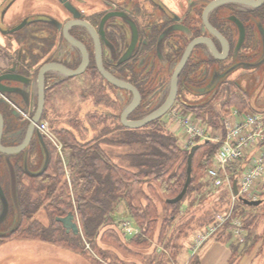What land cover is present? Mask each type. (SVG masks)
<instances>
[{
  "label": "trees",
  "instance_id": "1",
  "mask_svg": "<svg viewBox=\"0 0 264 264\" xmlns=\"http://www.w3.org/2000/svg\"><path fill=\"white\" fill-rule=\"evenodd\" d=\"M198 78L202 81L201 83L205 80L202 75H199L193 82L197 83ZM254 84L253 82L251 85ZM252 86H248L247 91L251 92L256 88ZM99 90L101 91V88ZM216 91V88L213 93L211 90L198 103L186 105L206 127L213 130L221 128L222 118L231 107H236L239 111L252 109L248 93L244 89L231 87L228 92ZM103 96L106 97V93H103ZM106 99L109 97L107 96ZM85 118L91 127H96L108 119L105 113L96 112L86 115ZM159 120L152 121L144 128L133 130L125 129L118 122L113 123L112 130L102 132L99 130L96 137L88 141L78 139L69 128L53 130L61 144L62 153L66 154L70 186L66 179L67 170L63 160L52 145L45 171L38 176L29 177L27 183L20 182L18 186L19 221H22V224L14 234L18 233L24 239L57 244L83 254L87 253L84 248L88 243L90 248L103 259L104 251L97 246L96 238H99L115 249L121 250L125 255H135L122 244L116 234L105 230L107 225L113 223L112 214L122 205L125 207L127 216L140 230L139 234L129 238V242L146 247L153 239H156L163 248L159 256L153 257L148 264H170L179 253L180 245L177 244V240L187 236L192 224L189 221L180 224L173 238L163 242L165 228L171 225L179 212L185 211V208L181 209V201L187 194L192 190H200L207 170L213 165L212 158L219 143L210 140L196 143L198 147L192 157L190 182L186 194L181 201L169 203L167 200L175 197L186 181L190 149L180 148L177 145V139L163 131L164 125L162 126ZM108 133H115L117 137L113 142L115 144L143 147L141 150L130 153V167L114 162L101 147L100 143L103 139L106 142ZM228 170L230 176L235 178L237 165L229 167ZM219 191L221 192L219 200L224 204L227 191L221 189ZM194 202L195 200L190 202L186 209L190 208ZM262 203L263 199L258 206L247 208L248 205L238 200L233 207L234 215L242 219L243 229L246 232L245 242L234 238L231 228L228 231L227 226L213 236L216 240L229 245L231 250L229 264H234L241 255L250 252L257 243L256 240L261 239V236H256L258 238L249 241L253 233L245 223L246 218L249 217L245 211L259 207ZM226 205L220 209L221 212L228 210L229 206ZM40 209H43L49 218L48 226H44L34 217ZM70 212L79 222L81 234L66 233L61 223L57 221L58 217H64ZM212 217L203 223L198 221L199 227H204L212 220ZM159 220L161 221L158 224ZM91 262L103 264L93 257Z\"/></svg>",
  "mask_w": 264,
  "mask_h": 264
},
{
  "label": "water",
  "instance_id": "2",
  "mask_svg": "<svg viewBox=\"0 0 264 264\" xmlns=\"http://www.w3.org/2000/svg\"><path fill=\"white\" fill-rule=\"evenodd\" d=\"M126 1L129 2L130 0ZM56 2L59 8L56 16L43 14L34 16V18L25 17L16 26L7 30L8 33H20L25 28L26 34H24V39H22L23 43L12 39L6 48V57L0 58V152L3 156L0 165L2 169L6 166L9 168L12 181L11 196L16 206L18 203L17 178L13 171L14 167L11 156L21 151L27 141L31 139L37 140L44 148L45 158L40 170L31 175L38 176L44 172L49 161V151L45 146V137L37 129L36 123L44 116L46 92L69 78L83 74L87 70L90 62V54L87 46L72 34V28L83 27L90 32L94 45L92 51L95 68L102 78L103 84L106 86L109 85L111 91L112 89L113 91H117L115 92L114 99L121 107L119 113L120 124L128 129H137L163 117L168 112L176 97L178 76L187 62L198 64L200 61L207 60V50L218 60L223 61L227 58L229 54V43L216 28L210 25L208 21L209 13L216 7L230 2L258 6L263 0H212L202 8L200 18L196 13V9H199L202 4L199 3V0H182L181 2H176L174 5H167L169 10L165 13L175 23L166 27L163 31L158 32L156 36V53L158 58L162 59V53L164 51H162L163 45L172 47L170 49L168 46L165 50L169 58L171 57L168 66V71L171 73L168 84L170 86L169 93L159 107L141 118H130V114L140 104L141 95L138 89L128 80L115 75L112 68L105 66L103 59L104 48H111L110 42L105 37L104 25L105 22L113 18L117 19L121 26L126 29V37H128L126 42H124L123 51L117 63H126L138 50L141 51L138 45L136 25L129 16V10H115V6L120 7L123 4L121 2H113L112 0H56ZM80 3L86 4L87 6L89 3L91 5L89 7L91 11L86 13L80 7ZM188 11H190V17L195 15V21L201 19V23L198 25L199 27L195 29L197 32L200 31L201 35L194 38H191L194 30L193 32L190 31L187 26L180 22V17ZM86 15L102 16L95 27L86 19ZM62 16L64 17L61 19L60 17ZM229 19L235 23L238 31V38L233 50L235 54L243 43L245 31L239 19L234 16H230ZM32 24L38 25V28L30 27ZM129 30L130 35L128 33ZM209 34L214 36L218 41L219 49ZM253 36L259 46V57H257L256 61L237 63L224 72L220 73L219 70L216 71L215 74H212V77L205 76L204 78L206 79L203 81V85L205 86L202 87L201 93H204L205 89H211V93H213L221 78L230 75L237 68L250 70L260 65L259 68L261 69L262 77H264V24H257ZM198 46L202 47L199 48ZM137 47L138 50L135 51ZM203 47L207 48V50ZM50 57L52 60H49ZM75 59L79 60L76 67L67 66L64 63L65 61L67 64H71ZM164 61L167 64V59H164ZM240 87L244 91H247L246 87ZM247 93L250 100L251 92L247 91ZM182 103L190 105L185 102ZM263 107L264 104L251 103V108L254 110ZM96 111L105 113L104 109H96ZM23 113L28 114L25 122L23 120ZM16 129L22 131L25 141L23 143L16 142L12 146L1 145L2 138L9 139L12 131H16ZM197 147L198 145L195 144L189 150L187 178L182 190L175 197L167 200V202L177 203L185 196L190 182L192 157ZM232 185L233 193L238 194L236 180H233ZM239 199L248 206H258L261 203V200H248L240 196ZM7 205L6 196L0 185V221L7 214ZM57 221L61 222L67 231L72 229V232L75 234L79 232V225L75 221L73 213L70 212L64 217H58ZM12 230H9L7 234H3L2 236L10 235Z\"/></svg>",
  "mask_w": 264,
  "mask_h": 264
},
{
  "label": "flooded vegetation",
  "instance_id": "3",
  "mask_svg": "<svg viewBox=\"0 0 264 264\" xmlns=\"http://www.w3.org/2000/svg\"><path fill=\"white\" fill-rule=\"evenodd\" d=\"M174 1L176 3L179 1L181 2L182 0ZM210 1L212 0H199V3H202L199 9H196V13L199 18L202 8ZM117 2H121V4L123 5L120 7L115 6V10L127 9L130 12L129 16L134 21L138 32V45L141 51H139L137 47L135 49V51L138 50L137 53L134 54L132 58L128 60V62L122 64L117 63V60L123 51L124 42H126L128 37H126V29L121 26L117 19H110L105 22L104 25L105 37L111 45L110 49L107 47L104 48V64L107 68H112V70H114L115 75L128 80L134 86H136L141 95V100L140 104L135 109V111L130 114V118H141L152 110H154L155 108L159 107L164 102L169 93L170 86H168V84L171 73L170 71H168V66L171 57L169 58V55L165 53V50L168 48L169 45L167 47L166 45H163V58L159 59L156 53V36L158 32H161L169 25L174 24L175 21L168 14L165 13L168 12L169 8L167 7V4L164 0H130L129 2H127L126 0H120ZM107 7L110 8L109 5H107ZM101 16L102 15H86L85 17L93 26L96 27L99 23ZM190 16V11H188L185 15L180 17V22L187 26L190 31L193 32L194 30V32L191 34V38H194L201 35L200 31H195V29L199 27L198 25H200L201 19L195 21V15H193L192 17ZM230 16H234L239 19L242 22L245 31L243 43L240 49L235 54L233 50L238 38V31L235 26V23L229 19ZM208 21L212 27L216 28L225 37V39H227L229 43V54L225 60H218L211 52L207 50V48L203 47L207 50V60L200 61L198 62V64H192L189 62L186 63L185 67L182 69L178 76L177 93L172 103V106L177 102L179 95L192 96V99L194 100H190V103L195 104L201 101L207 96L208 93L211 92V89H205V91L208 90L207 93H201V89L205 85L201 83L202 81H200L199 78L196 80L197 83H194L193 81H195L194 78L196 76L202 75L203 77H212V74H215V72L218 70L221 73L237 63L256 61L257 57H259V46L258 43L255 41V37L253 35L255 33L257 24H264V0L258 6L235 2L220 5L213 9L211 13H209ZM71 31L75 37L83 41V43L87 46L90 54V62L87 70L84 73L91 71L93 73L98 74L93 59L92 50L94 49V45L93 38L90 32L83 27H74L71 29ZM128 33L130 35V30L128 31ZM209 36L212 38L217 48L219 49L220 46L218 41L214 38V36L210 34ZM201 47L202 46H200L199 48ZM169 48L172 49L171 46H169ZM75 51L78 52L77 50ZM164 59H167V64L165 63L166 61H164ZM49 60H52V58L50 57ZM73 61L74 62H72L71 64H67L65 61L64 63L67 66L76 67L78 65L79 60L75 59ZM259 66L250 70L237 68L230 75L221 78V80L219 81L220 85L218 84V87L216 86L217 91L220 93L228 92L229 88L235 87L236 89H238L241 88L240 86H244L247 88L248 86H252L251 84L253 82L255 84L252 87H257L261 84L264 87V77H262L261 69L259 68ZM73 78L67 79V82ZM65 82L66 80L61 82L57 86H60ZM57 86H54L46 92L44 113L46 110L45 105L47 102L48 93ZM107 87L108 88H106V85L104 84H101L100 86L104 94L106 93V91L113 93L111 92L110 86L107 85ZM114 97L112 98V102L116 103ZM23 118L22 119L25 122L26 118H28V114L23 113ZM24 141L25 139L23 137L22 131L20 129H16V131H12L11 137L9 139L2 138L1 145L12 146L13 144H16V142L23 143ZM45 146L49 152L52 150V143L49 142L46 138ZM2 157V153L0 152V162H2L3 160ZM44 158L45 151L43 146L40 144L39 141L32 139L30 141H27L26 145L22 148L21 151L11 156V160L13 161L14 167L13 171L17 178V194L20 182L22 184L27 183V179L29 177H33L31 174L40 170ZM11 184L12 181L9 168L6 166L4 167V169H2V166L0 165V185L6 196L8 204L7 214L0 221L1 238H5L6 236L2 235L7 234L8 231L12 229L13 230L10 235H13L19 228H21L22 224V221H18V212H20L18 197V203L16 206L11 196ZM62 227L64 228L66 233L75 234L72 232V229H69L67 231L63 225ZM80 232L81 230L79 226L78 233Z\"/></svg>",
  "mask_w": 264,
  "mask_h": 264
},
{
  "label": "rangeland",
  "instance_id": "4",
  "mask_svg": "<svg viewBox=\"0 0 264 264\" xmlns=\"http://www.w3.org/2000/svg\"><path fill=\"white\" fill-rule=\"evenodd\" d=\"M79 5L86 13H89L91 11L89 8L91 7V5L89 3L88 6L83 3H80ZM64 16L60 18L62 19ZM101 84H103V82L98 74L90 71L74 77L73 79H70L67 84L63 83L60 86L52 89L48 93L47 98V106H51V110L47 109L44 113V121L47 122L50 131L53 132V130L59 129L64 125H68V127L72 129L73 133L78 134L80 132L82 138L91 137V135H89L90 133L88 134L89 136H86L85 134L83 135V132L81 131L82 122H84L83 118L88 110H92L94 111V113L99 112L93 109L96 106L88 104L87 100H85L88 95H92L96 102L99 101V103H102L104 105V108L102 107V105L97 106L99 109L105 110V115L108 118L104 122L99 123V129L102 127L100 131L102 132L103 130H112V128L114 127L113 122L119 123L118 117L121 111V107L117 102H112V98L117 91H113L112 89L111 92H113L114 94L110 93L109 91L108 93L106 91V93H108L106 94V97H110L109 99H106V97L103 96V91L99 90ZM106 88L108 87L106 86ZM79 94L84 96L85 99L81 98ZM192 98L193 97L190 95H179L177 102L182 103L184 101H187L185 103L191 104L190 100H194ZM54 99L55 103L51 104V101H53ZM250 101L252 104H264V87L262 86V84L251 91ZM181 108L183 109V112H193L191 108L184 104ZM256 110H264V107L257 108ZM226 114H224V116ZM168 118V115H164L159 120L161 125H164L163 131L173 135L177 139V145L182 148L179 141V139L181 138V132L177 127L168 125ZM198 119L200 120L199 122H201V124L203 125L205 131L208 132L210 136H220L221 134H223L220 127L213 130L210 127H206L199 117ZM68 123H70V125ZM87 125L88 124L86 122L84 126L86 127ZM114 134L115 133H108L106 135V143H113L114 141H116L117 137ZM128 146L129 145H122V150L128 152L134 149L141 150L143 148L141 147V145H130V148ZM183 149L186 150V148ZM59 155L61 156L63 165L66 168L68 164L66 154L59 153ZM66 170V176H70L69 169L66 168ZM67 181L69 184L70 180L67 179ZM220 194L221 192L213 187L212 182L206 176L203 181V185L200 186V190L190 191L185 199L181 201L185 202L183 205L184 207H181V209L183 210L185 208V211L179 212L176 215L174 221H172L171 225L165 228V237H163V242H166L167 240H169V238H173V235H175V233L177 232L180 224L189 221L190 224H192V228L190 230L193 232H197L201 229L199 227L200 225L198 224V221H200V223L206 222L215 213H220V209L224 208L225 204H227V207L230 206L231 204L227 195L225 196V199L223 201L224 204H222V202L219 200ZM262 199L263 203L261 206L253 207L252 209H246L247 211H245L249 214V217L246 218L245 223L247 224L248 229L253 233V236H251L249 241L251 242V240L258 238L256 236H261V239L256 240L257 244L259 245V251L255 250V252L249 253L247 257L243 256L238 260L237 264H264V196ZM194 200L195 202L193 203V205L190 208L186 209L190 202ZM247 208L250 207L247 206ZM34 217L41 221L44 226H48L49 218L43 211V209H40L34 215ZM112 217L113 223L107 225L105 227V230H108V232L114 235L116 234L120 238L122 244L129 248L135 255H125L121 252V250L115 249L109 243L103 242L101 241V239L96 238L98 244L97 246L104 251V257L103 259H101V257L90 248V245L88 243L85 244L84 248L87 253L83 254L64 248L62 246H58L57 244L33 239H24L17 233L7 236V238L0 237V264H92L91 257L97 258L103 264H148L149 261L153 259V257L159 256L160 250L163 248V245L156 239H153L149 246L140 247L130 243V236H125L122 233L119 228V220L123 217H128L124 206L121 205L117 209V211L112 214ZM160 221L161 220L158 221V224ZM224 226H227L226 228L228 229V231L230 230V228L232 229V227L226 223L223 224L218 231L222 230ZM191 231L187 232V236L185 238L180 237V239L177 240V244L180 245L178 251L179 253L177 254L178 257L176 256L177 261L171 260L170 264H181V262H183L184 256H182L181 254L184 253V255H186V251H188V239L190 236L193 237L194 235V233ZM245 233L246 232H244V234ZM87 254L91 257H89ZM157 259L158 258H156V260Z\"/></svg>",
  "mask_w": 264,
  "mask_h": 264
},
{
  "label": "built area",
  "instance_id": "5",
  "mask_svg": "<svg viewBox=\"0 0 264 264\" xmlns=\"http://www.w3.org/2000/svg\"><path fill=\"white\" fill-rule=\"evenodd\" d=\"M182 103H175L168 111V125L181 132V147L190 149L192 145L204 140L218 142L219 147L213 155V165L207 170L213 186L226 190L230 201L228 210L215 213L208 222L192 237L191 250L198 252L212 238L223 224H229L232 235L244 242L245 234L242 219L234 215L233 207L240 200H261L264 196V110L239 111L231 107L221 121L220 136H210L193 112H183ZM37 129L57 148L61 144L50 131L46 121L36 123ZM237 165V175L230 176L229 167ZM69 180V178H68ZM233 180H236L238 194L233 193ZM119 228L125 236L140 233L139 228L128 217L119 220Z\"/></svg>",
  "mask_w": 264,
  "mask_h": 264
},
{
  "label": "crops",
  "instance_id": "6",
  "mask_svg": "<svg viewBox=\"0 0 264 264\" xmlns=\"http://www.w3.org/2000/svg\"><path fill=\"white\" fill-rule=\"evenodd\" d=\"M112 1L117 2L120 0H112ZM165 1L167 5L170 6L175 4L174 0H165ZM107 3L105 4L108 5L109 3L108 4ZM58 10L59 8L56 0H0V58L6 57L7 55L6 48L9 46L8 44H10L12 39H15L17 42L23 43L22 39H24V34H26L25 28H23V30L20 33L19 32L8 33L7 30L16 26L25 17L34 18V16L43 15V14L56 16ZM30 27H35L37 29L38 25L32 24L30 25ZM68 82L66 80L65 83L67 84ZM80 97L85 99V97L82 95H80ZM85 100H87L88 104H92L93 106H96L93 108L94 110L99 109L97 107L98 105H102V107H104V105L102 103H99V101L96 102L92 95H88ZM47 102L45 108L46 110L47 109L51 110V106H47ZM54 103H55V99L51 101V104ZM92 112L94 111L88 110L85 113L83 118L84 122H82V127H81V131L83 132V135L84 134L86 136L91 135V137L82 138L80 132L78 134L74 133V135L80 140L88 141L94 139L98 134L97 131H99L102 128L101 127L99 129V125H96V127H91L88 123L86 127L84 126V124L87 122L85 118L86 115L91 114ZM42 119L44 120V117H42ZM68 124L70 125V123ZM62 128H69V127L68 125H64L59 129ZM100 144L101 147L104 150H106V152L111 156L114 162L122 164L123 166L130 167L131 161L129 159V156L131 152L135 151V149L127 152L125 150H122L121 147L122 145L120 144L106 143L105 141H102ZM128 147L130 148L131 146L129 145ZM206 176L212 182L208 174ZM214 188L216 190H219V188L217 187ZM184 203L185 202H182V206L184 205ZM193 233H195V231ZM191 238L192 237L190 236L188 239V244H187L188 251H186V255H184V253L181 254L182 256H184L183 262H181V264H229L230 263L231 250L227 243L216 240L214 237H212L201 247V249L198 252L193 253L191 250V242H192ZM258 247L259 245L256 243L250 252L241 255L239 259H241L243 256L247 257L249 253L255 252V250L257 251ZM177 257L175 258V261H177ZM238 260L234 264H237Z\"/></svg>",
  "mask_w": 264,
  "mask_h": 264
}]
</instances>
